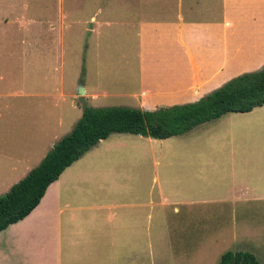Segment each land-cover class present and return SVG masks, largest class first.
I'll return each mask as SVG.
<instances>
[{
	"label": "rangeland",
	"instance_id": "374dc122",
	"mask_svg": "<svg viewBox=\"0 0 264 264\" xmlns=\"http://www.w3.org/2000/svg\"><path fill=\"white\" fill-rule=\"evenodd\" d=\"M263 48L264 0H0V54L20 53L17 69L0 62L1 90L19 92L3 119L21 149L42 116L61 137L84 105L138 108L166 91L182 102L159 107L194 102L261 69L247 57ZM97 150L125 184L93 193L115 213L110 264H217L226 251L264 264V105L165 139L111 133Z\"/></svg>",
	"mask_w": 264,
	"mask_h": 264
},
{
	"label": "crops",
	"instance_id": "0c3cea01",
	"mask_svg": "<svg viewBox=\"0 0 264 264\" xmlns=\"http://www.w3.org/2000/svg\"><path fill=\"white\" fill-rule=\"evenodd\" d=\"M22 5L28 7L24 3ZM179 40L183 49L189 51L190 46L185 44L184 38ZM11 54L14 59L13 56L0 54V62L9 61L12 69H17L15 62L18 61L20 53ZM243 58L244 55L234 58L233 62L229 60L230 65L238 70ZM247 59L256 60V63L264 61V48L262 53H253ZM247 68L249 65L241 70ZM2 79L3 74L0 71V81ZM199 87V83L190 85L189 90L194 91L193 97L199 95ZM9 92H4L0 87V194L8 191L35 167L62 137L55 130V133H51L44 128L47 123L52 129V124L46 116H42L37 125L39 134L33 135L35 139L25 141L27 148L24 145L19 149L14 118L7 116L3 119V111L11 113L18 106L10 102L18 97L19 92ZM84 95L87 97L86 93ZM8 96L12 99L4 108L2 98L7 100ZM158 96L160 97L155 103L148 96L141 101L138 108L150 110L159 107V104L182 102L172 91L160 93ZM90 98H95V94ZM72 106L75 107L74 104ZM78 108L80 109L79 106ZM13 126L16 128L15 134ZM49 131L50 135H46ZM94 147L66 167L58 179L48 185L41 200L28 215L0 231V264H110L114 247L113 238L110 240V236L114 230L109 224L115 218V213L109 211L111 205L97 201V192L93 193L97 188H106L105 195L108 197L109 190L113 192L116 186L124 187L125 184L115 181V176L108 167V155L105 160L95 159L99 151H94ZM100 168L105 172H99ZM124 217L126 224V214ZM100 236H105L106 241H100ZM100 248L104 250L100 251L102 258L99 257Z\"/></svg>",
	"mask_w": 264,
	"mask_h": 264
},
{
	"label": "trees",
	"instance_id": "16d2710c",
	"mask_svg": "<svg viewBox=\"0 0 264 264\" xmlns=\"http://www.w3.org/2000/svg\"><path fill=\"white\" fill-rule=\"evenodd\" d=\"M264 105V65L228 80L197 101L144 110L128 106L84 105L72 129L57 140L41 161L0 195V231L39 203L62 171L111 133L165 139L183 135L201 123L230 112H249ZM217 264H260L249 251H226Z\"/></svg>",
	"mask_w": 264,
	"mask_h": 264
},
{
	"label": "water",
	"instance_id": "95a60500",
	"mask_svg": "<svg viewBox=\"0 0 264 264\" xmlns=\"http://www.w3.org/2000/svg\"><path fill=\"white\" fill-rule=\"evenodd\" d=\"M77 94H78V95H84V94H85V92H84V90L82 89V87H79V89H78V91H77Z\"/></svg>",
	"mask_w": 264,
	"mask_h": 264
}]
</instances>
